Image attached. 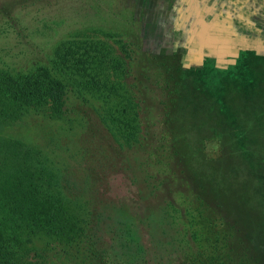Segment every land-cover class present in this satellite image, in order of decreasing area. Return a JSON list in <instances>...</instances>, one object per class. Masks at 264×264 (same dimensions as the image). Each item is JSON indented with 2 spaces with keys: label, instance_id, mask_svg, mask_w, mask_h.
<instances>
[{
  "label": "rangeland",
  "instance_id": "rangeland-1",
  "mask_svg": "<svg viewBox=\"0 0 264 264\" xmlns=\"http://www.w3.org/2000/svg\"><path fill=\"white\" fill-rule=\"evenodd\" d=\"M74 38L94 44L89 68L57 56ZM253 55H264V0H0V72L46 67L66 84L68 111L59 117L50 99L24 104L17 96L19 113L8 114V88H0V142L38 145L60 193L84 217L83 238L58 244L53 264H264V229L252 228L263 227L264 201L253 202L257 189L244 181L256 186L260 168L239 158L258 150L264 162L256 108L224 109L222 126L200 118L198 162L196 142L186 160L176 154V133L146 95L153 80L158 105L170 103L174 80L208 98L246 82L243 96L252 99ZM228 155L241 165L236 176ZM203 162L210 166L198 169ZM0 167L4 184L14 167L1 154Z\"/></svg>",
  "mask_w": 264,
  "mask_h": 264
},
{
  "label": "trees",
  "instance_id": "trees-1",
  "mask_svg": "<svg viewBox=\"0 0 264 264\" xmlns=\"http://www.w3.org/2000/svg\"><path fill=\"white\" fill-rule=\"evenodd\" d=\"M84 41L85 39L74 38L63 46L64 52L57 56H64L62 57L63 62L69 61L72 66L86 69L90 63L89 57L95 56V54L94 44L92 42L83 44ZM121 43L123 51L130 55L131 50L128 44L123 40ZM65 56L69 57L65 58ZM178 57L180 58V56ZM248 59V69L252 72L251 77L253 78L251 88L254 91V98L252 99L243 96L242 91L250 85L246 82L237 91L238 84H234L230 91L226 84H223V98H219L215 94L209 95L210 98H208L201 93L200 87L192 82L183 84L181 80H174L171 84L172 89L167 90L171 97L170 103L158 105L154 103V97L156 94H160L158 92L159 81L153 80L151 85H147L146 95L152 97V102L148 107L160 114L166 130H169L172 137L176 133L174 138L176 154L181 151L183 159L186 160L187 144L196 142L198 145L196 151L198 152H196L194 160L202 162L200 151H202L201 141L203 138L201 137L203 134L200 132L199 119L207 116L222 126L223 119H227L224 109H230V112L236 113L239 107H242L240 111L243 112L244 105L251 106V109L255 107V113H257L253 118L255 129L264 131V55H253ZM178 62V67L182 68V63ZM81 64L82 66H80ZM4 85L7 86L9 92L5 103L12 104L7 110L8 114L17 116L19 113L18 107L13 104L16 102L15 96L20 99L18 102L24 104L42 103L50 99L53 105L51 112L56 117L63 116L68 111L65 108L66 84L61 74L51 71L49 68L39 67L19 75L5 71L0 72V88H3ZM18 105L20 104L18 103ZM137 111L142 115L141 110ZM137 111L136 114H138ZM247 122L245 121L243 124L248 125ZM258 135L260 136L259 133ZM230 137L235 138V135L230 133ZM248 143L250 144V140ZM41 151L38 145L16 138L0 142V154L4 165L8 163L14 167V172L8 181L4 184L0 182V264H53L58 244L77 245L83 238L81 222L84 217L81 216L82 211L76 205L68 202L60 193L57 187V175L48 165L47 158L41 154ZM239 153L241 163H244L246 168H251L253 161L258 163L260 170L259 174H256L258 178L256 186L251 184V179L244 181L250 182L246 185L252 187L251 189L253 187L257 189L256 197L250 195L252 201L255 203L264 201V186H260L264 185V162L262 164L259 162L261 160L259 151L257 150L256 157L249 153L244 154L242 151ZM228 156V158H224L228 159V162L235 159H230L232 157ZM185 160H183L184 163ZM234 162L235 160L229 167L233 173L234 169L241 166ZM204 164L205 167L210 166L203 162L200 165L201 168H197L202 169ZM185 165L187 166L186 163ZM233 175L236 176L235 173ZM248 189L250 188H247V192H249ZM240 223H237L238 229H241ZM262 226L252 228L264 229V223ZM111 238L105 236L103 241H108ZM107 258L112 259L110 256Z\"/></svg>",
  "mask_w": 264,
  "mask_h": 264
}]
</instances>
